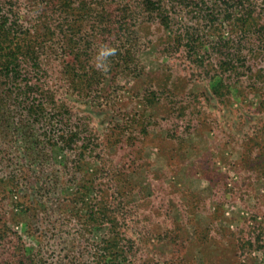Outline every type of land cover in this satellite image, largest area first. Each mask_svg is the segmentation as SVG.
Here are the masks:
<instances>
[{
	"label": "rangeland",
	"instance_id": "374dc122",
	"mask_svg": "<svg viewBox=\"0 0 264 264\" xmlns=\"http://www.w3.org/2000/svg\"><path fill=\"white\" fill-rule=\"evenodd\" d=\"M10 1L19 34L43 48L37 83L47 97L34 99L48 107L34 123L15 98L0 101L1 264H18L23 248L42 264H102L94 252L106 228L81 238L72 218L89 210L75 196L83 178L93 182L88 202L114 212L131 239L133 264H264V45L180 46L177 30L144 13L120 17L134 0H0ZM102 20L123 29L108 32ZM186 21L176 10L173 27ZM237 31L232 19L216 20L208 40ZM102 43L117 48L107 72L93 63ZM228 60L235 77L216 67ZM68 129L81 136L72 150L56 140ZM8 170L19 191L6 184ZM48 176L64 197L49 193ZM46 209L58 213L49 224Z\"/></svg>",
	"mask_w": 264,
	"mask_h": 264
},
{
	"label": "trees",
	"instance_id": "16d2710c",
	"mask_svg": "<svg viewBox=\"0 0 264 264\" xmlns=\"http://www.w3.org/2000/svg\"><path fill=\"white\" fill-rule=\"evenodd\" d=\"M123 5L124 8L120 9V17L124 18V16H126L124 18L125 20L133 22L134 17L144 13L149 21L159 24L162 28L177 30L175 34L178 36L177 42L180 46H247L253 43L264 45V24L257 20L259 15L264 14V0H134L132 4L128 3ZM4 6H6V3L0 2V78L3 82L2 84L5 86V92L8 95L3 94L0 97V101H4L6 97L15 98L18 104L22 103V109H24L27 116L31 118L34 123H37L43 115L44 110L48 107L34 99L37 93H39L41 97H47V95H45L46 92L41 85L37 83L45 72L40 62L43 48L36 38L32 39L30 35H25L23 32L19 34L21 32L20 27L23 26V23L13 8L15 7V3L10 1L9 7ZM176 10L184 11L187 14V21L186 23L181 22L182 24L174 28L172 25V18ZM98 13H95V16ZM102 15L99 14L98 16L100 17ZM85 16H87V13ZM229 19H232L235 27L238 28L237 33H235L234 36L224 37L217 32V36L215 34V39L213 41L208 40V32L212 29L215 21H225ZM102 22V28L108 30V32L123 29L121 28L123 24L119 25L117 22L112 23L110 20H102ZM98 25L99 22H97V27ZM84 26L85 24L80 23L78 26L79 31H81V28ZM58 28L61 31L63 29L61 26ZM33 31H35V29ZM63 32L64 31H62V33ZM62 37V39H65L66 35L64 34ZM72 38L74 37L72 36ZM78 46H80V43H78ZM216 50L220 53L217 55L219 58L223 51L219 48H216ZM233 56L234 53L232 52V61L235 59V56ZM232 61H219L216 63L218 71L222 73L229 72V75L233 77L238 75V69ZM69 67L68 64V69ZM79 84L85 85L84 81L79 82ZM65 107L63 106L64 109H67V106ZM21 130L23 133L26 131L31 132V129L28 130V126H22ZM49 132L50 131L46 130L47 134H49ZM79 134L80 132L77 129H68V133L56 136V140L62 144L61 148L68 147L69 150H72L73 144L81 137ZM82 146L83 143L79 145L80 149ZM30 151L33 155L38 156L39 154L36 149L30 148ZM82 153L83 150L81 149L79 155ZM30 157L33 159V156ZM16 178L17 174L13 170H8L5 181L6 184H10L9 182L11 181L15 182V186H13L11 190L12 192L19 191L21 187V184L19 185V181ZM82 181L83 189L76 191L75 196L77 200L80 201L79 207L81 209L87 207L89 210L87 212V217L83 220L81 218L82 215L78 214L77 216H72V218L81 220L74 222L76 226L80 227L82 232L80 237H84V233L89 231L95 224L105 227L104 240L102 244L95 249L94 259L102 264H133L132 257L134 254L130 244L131 239L122 235L116 214L105 206H98L96 202L92 204L91 201L88 202L90 188L87 185L92 186L93 182L87 178H83ZM61 184L62 182H58L57 180L56 183H54L49 176L47 177L46 185L47 187L51 185L49 186L50 194L64 197V194H61L59 190ZM55 186H57L56 189H54ZM18 197L16 203H19V200H21L23 196L21 197V195L18 194ZM45 199L46 200H43L42 203L48 204L49 196ZM56 214L58 215L57 211L48 212L46 209L42 212L41 219L43 222L47 221L46 223L49 224L50 219ZM49 216L50 219L47 218ZM55 221L58 220L55 219ZM58 226V224H53L51 229H55ZM7 229L8 228H6V231L3 230L2 232L0 228V242L4 236H8L6 234ZM24 250L23 248V253H21L18 259V264H31L36 256L34 254L27 255ZM79 251H81V248ZM7 259L8 258H5V262L8 261ZM78 259L79 257H77L76 260L68 261V264L75 263ZM36 261L38 264L43 263L38 260ZM1 263L2 262H0V264ZM143 264L146 263L143 262Z\"/></svg>",
	"mask_w": 264,
	"mask_h": 264
},
{
	"label": "clouds",
	"instance_id": "9594fccd",
	"mask_svg": "<svg viewBox=\"0 0 264 264\" xmlns=\"http://www.w3.org/2000/svg\"><path fill=\"white\" fill-rule=\"evenodd\" d=\"M117 53V48L108 44H100L94 56V67L101 72H107L110 67V58Z\"/></svg>",
	"mask_w": 264,
	"mask_h": 264
}]
</instances>
